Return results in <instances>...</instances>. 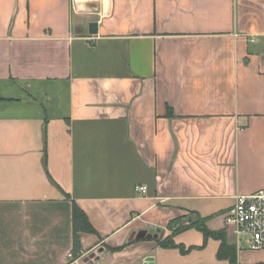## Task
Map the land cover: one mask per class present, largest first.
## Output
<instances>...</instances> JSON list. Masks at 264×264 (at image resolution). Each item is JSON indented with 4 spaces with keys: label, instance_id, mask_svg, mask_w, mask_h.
I'll use <instances>...</instances> for the list:
<instances>
[{
    "label": "crops",
    "instance_id": "obj_1",
    "mask_svg": "<svg viewBox=\"0 0 264 264\" xmlns=\"http://www.w3.org/2000/svg\"><path fill=\"white\" fill-rule=\"evenodd\" d=\"M261 189L264 0H0V264H231L189 215L264 262L224 222Z\"/></svg>",
    "mask_w": 264,
    "mask_h": 264
},
{
    "label": "built area",
    "instance_id": "obj_2",
    "mask_svg": "<svg viewBox=\"0 0 264 264\" xmlns=\"http://www.w3.org/2000/svg\"><path fill=\"white\" fill-rule=\"evenodd\" d=\"M137 192L145 194L147 187L138 185ZM235 203L224 212V222L230 227L237 239L238 246L253 250H264V189L244 196L237 195ZM67 264H112L97 252L93 256L75 257L69 254Z\"/></svg>",
    "mask_w": 264,
    "mask_h": 264
},
{
    "label": "trees",
    "instance_id": "obj_3",
    "mask_svg": "<svg viewBox=\"0 0 264 264\" xmlns=\"http://www.w3.org/2000/svg\"><path fill=\"white\" fill-rule=\"evenodd\" d=\"M180 221L181 219H177V220L175 219L169 223L168 227L173 230V235L189 227H196L199 230H201L205 234L206 237H215L222 241L220 249L218 251L219 258L228 259L231 262V264H239L238 258H237V247L236 245L230 244L228 242L226 238V233L224 231L211 230L207 226L205 218H199L198 221L190 223L189 225L182 226V227H179ZM73 224H74L75 251L77 253H80L81 244H80L79 232L84 231V230H91L92 226H91V223L87 215L77 203H74V206H73ZM159 239L164 245L178 246L181 249V251L183 252L187 251L185 246L177 245L176 243H174L172 236L167 237L165 239L163 238H159ZM80 254H75V255L79 256ZM256 264H264V262H260Z\"/></svg>",
    "mask_w": 264,
    "mask_h": 264
},
{
    "label": "water",
    "instance_id": "obj_4",
    "mask_svg": "<svg viewBox=\"0 0 264 264\" xmlns=\"http://www.w3.org/2000/svg\"><path fill=\"white\" fill-rule=\"evenodd\" d=\"M89 33L92 34V35L98 34V23L96 21H91L89 23ZM134 236L135 235H132L131 239H133ZM135 237L139 238V239H143V238H146V237H148V238H151V237L162 238L163 235L159 234V230H157L154 233L153 232H148L147 230H142V231L138 232ZM101 251L102 250H98V251L92 253L90 256H93L95 253H97V252L99 253Z\"/></svg>",
    "mask_w": 264,
    "mask_h": 264
},
{
    "label": "rangeland",
    "instance_id": "obj_5",
    "mask_svg": "<svg viewBox=\"0 0 264 264\" xmlns=\"http://www.w3.org/2000/svg\"><path fill=\"white\" fill-rule=\"evenodd\" d=\"M198 217H196V216H194V215H189V217H187V218H185V219H182L181 221H180V223H179V227H182V226H187V225H189L190 223H193V222H196V221H198ZM159 234L161 235H163V237H164V234H165V230H159ZM162 237V238H163Z\"/></svg>",
    "mask_w": 264,
    "mask_h": 264
}]
</instances>
